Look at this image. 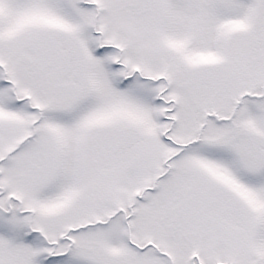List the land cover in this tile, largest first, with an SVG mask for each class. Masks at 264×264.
Listing matches in <instances>:
<instances>
[{
  "label": "snow or ice",
  "instance_id": "1",
  "mask_svg": "<svg viewBox=\"0 0 264 264\" xmlns=\"http://www.w3.org/2000/svg\"><path fill=\"white\" fill-rule=\"evenodd\" d=\"M0 264H264V0H0Z\"/></svg>",
  "mask_w": 264,
  "mask_h": 264
}]
</instances>
